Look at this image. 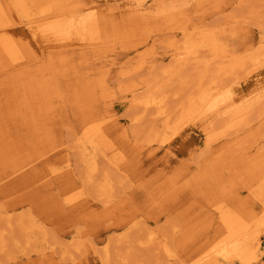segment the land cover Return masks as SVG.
Instances as JSON below:
<instances>
[{
	"label": "rangeland",
	"instance_id": "374dc122",
	"mask_svg": "<svg viewBox=\"0 0 264 264\" xmlns=\"http://www.w3.org/2000/svg\"><path fill=\"white\" fill-rule=\"evenodd\" d=\"M53 1L64 21L57 32L70 35L58 50L40 55L33 39L13 52L17 63L0 57V264H194L209 254L224 210L262 224L264 0ZM0 5L17 30L29 27L25 10L41 8ZM207 45L216 62L201 75ZM188 46L197 62L179 65ZM221 65L228 73L218 76ZM201 91L218 111L183 124ZM141 98L164 99L169 125L135 106ZM92 117L112 137L81 146ZM92 154L98 171L88 182ZM50 167L75 178L74 200L50 181ZM148 232L157 240L143 246ZM163 240L175 258L156 249ZM247 243L245 264H264L263 234ZM209 259L201 264H240Z\"/></svg>",
	"mask_w": 264,
	"mask_h": 264
},
{
	"label": "bare ground",
	"instance_id": "6f19581e",
	"mask_svg": "<svg viewBox=\"0 0 264 264\" xmlns=\"http://www.w3.org/2000/svg\"><path fill=\"white\" fill-rule=\"evenodd\" d=\"M33 1H35V4L37 5V7L40 6L41 8L36 7L38 9V12L36 13V15H34L33 13L31 14L28 10H25L23 12L25 19L29 26L27 30H23V29L17 30L15 27V23L7 17L5 10L0 5V57L1 56L5 58L8 57L12 59L15 63H17L18 61L17 55H15V53L13 52L19 51L20 53H22L24 50H29L28 45L29 43H31L30 41L33 39H35L39 44V50H35V51H38V54L40 55H44L47 52H52V51L54 52L58 50L57 49L58 47H55V44H57V42L63 39H67V37L70 36V35H64V34L62 35L59 32H57V29L60 27L59 26L60 24L57 25V23L61 22L62 24L64 21H62L61 12L59 13L58 6L55 4L53 0H33ZM88 38L90 37L88 36ZM208 46L209 45H207L205 48H208L207 51L211 54V58L210 57H209L210 59L204 58V59L210 60V62L208 61L209 62L208 64L206 60H204L203 63L206 62L205 64H203L205 65V67L203 66L205 71L202 72L201 75H204L206 74V72H209L208 71L209 70L208 68H210L209 66L215 65V62H216L215 60L216 52L214 51L213 48L208 47ZM191 47L190 46L186 47L185 51L187 52L185 53L183 57H180V61L178 60L179 62L177 61L179 65L186 63L184 61H186L187 59H191V60H188L189 62H193V61H195V63L197 62V59L195 60V58H197L198 55L196 56V54H198L199 51L196 49H193L194 47L192 48L193 50H191ZM209 53L207 55H209ZM202 57H205V56L203 55ZM192 59L194 60L192 61ZM244 59L242 60L243 62L245 61ZM238 61L239 60L234 62L233 60L234 64L232 63V66H228L230 68L229 72L232 70L233 67L239 64ZM195 65H198V64H195ZM240 66L242 67V65ZM221 67L222 68H220L218 72L216 71L215 73L216 75L218 74V76L222 72L221 69L223 71L225 69L222 65ZM196 68H198V66ZM225 70L227 71V69ZM227 73L228 72H225V71L223 72V74H227ZM209 77H210V74H209ZM210 98H211V95L210 93L208 94L207 91H201L197 96L189 97L188 103L186 104V107H185V114H186L185 117H188V118L183 120L184 121L183 124H186V123L197 124V123L204 122L208 116L213 115L216 111H218V107H219L218 103L211 102ZM134 104L135 106L142 107L143 110H153L154 112H156L157 115L161 116L163 121H165L164 123L165 125L170 121V118L168 117L169 113L167 115V111H168L167 102L164 99L141 98L140 100H137ZM99 122L100 121L97 119V117H92V118L86 119L81 124L82 127H81V130L79 129L80 131L78 135V142H80L81 146H83L85 142H89V144L91 145H95V144L105 145L107 142L110 141L109 137H112V134H111L112 129H109L110 126L107 128L106 124H105L106 127L105 125L103 126L99 124ZM177 122L179 121L177 120ZM168 125L169 124H167V126ZM175 132H177V129H175L174 131L172 130L173 134L171 136H174ZM113 161L114 160H111L109 161V163L114 164L115 162ZM115 165L116 163L114 164V166ZM84 166L86 170L87 181L88 182L93 181V177L98 171V165L95 159V154H92V156L86 160V162L84 163ZM48 172H49L48 174L52 176L51 177L52 180L50 181H54V182L56 181V183L58 184V189L59 191L63 192L62 195L65 197V199L69 202L74 200L77 194V191L73 189V186L76 183L75 178L70 175H69L70 178H65L61 171L54 170L51 167ZM69 176L66 175V177H69ZM110 184L111 182L106 180L102 184L99 185V189L101 190L102 194H104L103 191H106V190L108 191L110 189ZM263 186H264V179H262L261 184H259L258 182L257 190L260 191V189ZM228 210L226 211L224 210V212L221 213L219 216V223H217V227L214 231L215 233L212 237L210 249L208 250L209 254H206L200 258L198 257L199 260H197L196 263L194 264H201L207 260H210L209 258L211 256H213L215 259L222 260L225 262L234 260L236 262H239L240 264H245L248 262L247 257L249 256L251 252V249L247 245L248 244L247 242L251 239L253 234L262 233L264 237V229L260 228L261 226L264 225V222H262V224L260 222L257 223L255 220V216L253 215L246 216V215H241V214L232 212L231 210L230 211ZM263 210H264V206H263ZM2 231L3 230L1 229L0 231V247L1 248L5 245V234L2 233ZM10 232H12L11 228L9 229L8 233ZM155 240H157V238H155L154 235L149 233L148 236H146L144 240H141L139 242L143 246H146V245L150 246L153 244V241ZM157 246L158 247H156V249L160 248L161 251L165 252V255H167V258L169 259L175 258L174 257L175 254L174 255L172 254V251H170V249L168 248L165 240L158 241ZM205 252L206 251H204V253ZM198 255L200 256V254ZM177 260H179L178 264H183L182 261H180V259H177Z\"/></svg>",
	"mask_w": 264,
	"mask_h": 264
}]
</instances>
